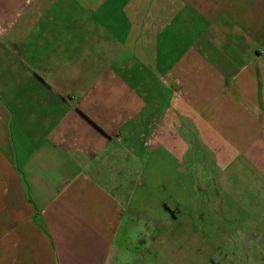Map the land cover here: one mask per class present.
Returning a JSON list of instances; mask_svg holds the SVG:
<instances>
[{"label":"crops","instance_id":"1","mask_svg":"<svg viewBox=\"0 0 264 264\" xmlns=\"http://www.w3.org/2000/svg\"><path fill=\"white\" fill-rule=\"evenodd\" d=\"M144 252L264 264V0H0V264Z\"/></svg>","mask_w":264,"mask_h":264},{"label":"rangeland","instance_id":"2","mask_svg":"<svg viewBox=\"0 0 264 264\" xmlns=\"http://www.w3.org/2000/svg\"><path fill=\"white\" fill-rule=\"evenodd\" d=\"M138 172H139L140 175H143V177H144V174H148L150 176H157V175L161 174L163 172V170L160 167H158V168L150 169V172H147V169L146 168H144V169L139 168L138 169ZM164 173H166V170H164ZM145 253L146 252H144L143 255H142V258L140 260H138V264H145V260H146ZM154 253H155L154 254V259H156V258H164V259L167 258V256L165 255V253L163 255H161V254H158L157 255L156 254V250H155Z\"/></svg>","mask_w":264,"mask_h":264}]
</instances>
